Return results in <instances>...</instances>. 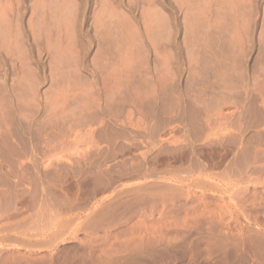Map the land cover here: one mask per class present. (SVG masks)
Instances as JSON below:
<instances>
[{
  "label": "rangeland",
  "instance_id": "374dc122",
  "mask_svg": "<svg viewBox=\"0 0 264 264\" xmlns=\"http://www.w3.org/2000/svg\"><path fill=\"white\" fill-rule=\"evenodd\" d=\"M87 131L99 165L173 136L169 152L238 149L247 166L264 147V0H0V185Z\"/></svg>",
  "mask_w": 264,
  "mask_h": 264
},
{
  "label": "bare ground",
  "instance_id": "6f19581e",
  "mask_svg": "<svg viewBox=\"0 0 264 264\" xmlns=\"http://www.w3.org/2000/svg\"><path fill=\"white\" fill-rule=\"evenodd\" d=\"M224 114L223 122L229 113ZM214 124L211 134L218 136L221 131ZM84 133L73 141L59 139L58 145L51 140L55 145L39 151L41 164H31L32 169H25L24 157L11 168L13 174L7 168L18 181L13 183L9 175L13 184L4 180L0 185V264H264L260 143L252 151L250 143L245 148L252 158L247 166L240 164L248 156L247 151L240 155L243 148L222 152L225 147H201L187 156L182 146L169 152L167 143L179 141L173 136L166 138L169 142L160 136L166 147L157 151L144 148L138 155L119 156L112 165H99L94 162H99V150L95 156L90 148L101 149L99 139L92 145V137ZM62 162L69 165L60 166Z\"/></svg>",
  "mask_w": 264,
  "mask_h": 264
}]
</instances>
